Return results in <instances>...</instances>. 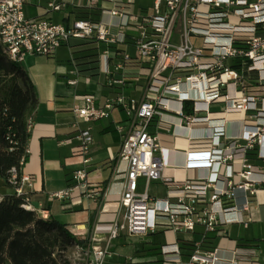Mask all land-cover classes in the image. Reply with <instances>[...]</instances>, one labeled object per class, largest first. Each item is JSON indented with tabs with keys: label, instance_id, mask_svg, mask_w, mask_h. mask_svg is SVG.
<instances>
[{
	"label": "built area",
	"instance_id": "built-area-1",
	"mask_svg": "<svg viewBox=\"0 0 264 264\" xmlns=\"http://www.w3.org/2000/svg\"><path fill=\"white\" fill-rule=\"evenodd\" d=\"M28 1L0 0V41L10 59L22 62L28 53L50 57L74 39H95L101 47L100 68L102 62L107 84L114 88L103 100L90 92L81 95L74 112L88 124L77 134L81 144L76 153L84 166L73 171V184L53 192V198L77 193L104 201L107 190L88 179L92 124L116 108L126 115L116 125L123 141L114 170V177L124 178V190L115 208L102 209L114 214L109 234L86 247L77 245L84 254L81 264H104L112 241L122 235L157 231L173 235L161 246L162 264H264L255 250L238 248L232 259H223L219 248L203 249L207 234L229 224L248 226L258 209L255 198L264 189V168L253 161L264 160V0H153L151 10L140 13L128 11L133 0H48L49 12L82 2L100 11L96 19L68 22L48 14L27 15ZM132 79L143 83L139 97L122 91ZM67 82L77 85L79 80ZM219 102L224 106L213 109ZM166 116L178 118L184 129L207 130L186 137L185 166L197 169L195 177L165 174L163 154L180 150L179 136L151 127L170 130L173 123ZM229 123L235 129L228 131ZM32 178L23 174L18 179L13 168L10 183L18 194H27L24 186ZM153 181L164 184L166 197L149 192ZM26 207L34 208L28 198ZM37 211L48 218L46 210ZM197 227L203 229V240L189 241L191 252L183 258L182 244L188 241L176 234Z\"/></svg>",
	"mask_w": 264,
	"mask_h": 264
},
{
	"label": "crops",
	"instance_id": "crops-1",
	"mask_svg": "<svg viewBox=\"0 0 264 264\" xmlns=\"http://www.w3.org/2000/svg\"><path fill=\"white\" fill-rule=\"evenodd\" d=\"M39 1H28L26 7L27 15L38 16L48 14L54 20V15L61 13V21L68 22L75 17L74 11L76 9L88 8L82 2L81 4H74L61 12H49L46 7L48 0H46L44 5H40ZM152 3L153 0H143L136 4L135 9H133L132 7L135 5L133 2L128 5L127 9L132 13L150 11ZM107 5L109 4L107 3ZM89 9L97 10L94 8ZM104 19L109 20V16L106 15ZM63 48L70 50L69 45H64L57 51L56 55ZM131 51L134 53V49H131ZM56 55L48 57L28 53L22 61V64L28 69V73L37 88L39 96V106L34 115L29 141L30 160L23 169V174L33 176V178L31 185L26 184L24 190L27 193L28 201L36 210L44 209L48 212V218H53L67 224V227L71 231L82 232L83 234L78 237L87 240V244H89L94 238H104L109 234L114 214L103 212L102 209L115 208L124 190V178L121 176L114 177V170L123 141V136L121 132L117 131L116 125L118 122H124L126 115L120 108H116L112 111L109 118L97 120L92 124L94 143L89 151L90 162L86 165L88 179L92 186L102 187L107 190L104 201H95L86 196H80L77 193H74L70 199L61 200L53 198V192L67 189L73 184V171L84 166L82 163L83 158L76 153V148L81 144V140L77 137V134L79 129L86 127L88 124L78 118L74 112L75 107L80 104L81 95L90 92L94 93L99 100H103L114 91V88L110 87L107 82L104 85L101 82L102 80L97 82L95 89H87V87L79 88L80 81L77 85L68 84L67 80L75 77L68 75L67 66L62 61L57 60ZM45 57L49 60H44ZM43 61L49 65V71L45 74L41 72L42 67H38ZM70 62L77 73L72 61V55ZM92 83L93 80L90 83H85V85L89 86ZM142 85V81L138 83V81L132 79L124 86L122 91L126 95L139 97L142 94ZM223 106L224 103L222 102L212 104L213 109L216 110ZM166 119L173 123L170 130L159 129L155 124L151 127L153 131H161L165 135L176 132L179 136L180 150H167L163 154V159L166 163L165 174L181 180L195 177L197 169L185 166L186 156L183 149L187 143L188 138L186 137H189L190 133L200 136L203 133H207V130H200L198 128L192 130L184 129L179 127L180 120L178 118L166 116ZM235 126L236 124L229 123L227 127L228 131L235 129ZM167 144L170 145L169 142ZM253 161L264 168V160L253 159ZM143 186L142 184L141 188ZM14 191V188L8 186L0 176V197L12 194ZM149 192L158 198L167 196L166 187L159 181L150 183ZM255 202L258 209L248 226L229 224L220 233L207 234V239L203 243V249L217 247L220 249L219 256L223 259H232L233 251L238 248L249 251L255 250V254L263 261L264 189L259 190ZM202 231V227H197L193 233H179L176 236L181 240L188 241V243L189 241H202ZM157 232L161 241L159 249H157L158 255L152 251L147 256L143 254L134 255L135 250L139 248H135L132 242H129V245L120 242L123 236L131 237L122 235L112 241L110 246L111 252L106 257L104 264H162L163 255L161 254V246L167 243L173 235L164 231ZM196 234H201L202 239L197 240ZM255 239H258V241H254ZM146 243L148 246L146 244L143 247H154L147 237ZM104 244L105 241L100 242V245ZM183 244L181 257L186 258L191 252L192 244L187 246ZM218 264L229 263L221 261Z\"/></svg>",
	"mask_w": 264,
	"mask_h": 264
},
{
	"label": "trees",
	"instance_id": "trees-1",
	"mask_svg": "<svg viewBox=\"0 0 264 264\" xmlns=\"http://www.w3.org/2000/svg\"><path fill=\"white\" fill-rule=\"evenodd\" d=\"M74 13L77 18L94 15L96 19L100 15V11L85 7ZM69 47L78 75L102 80L105 85L99 42L74 39ZM38 106V91L28 71L22 62L10 59L0 41V176L13 188L11 170L15 168L20 179L30 160L29 141ZM26 204L27 194L16 191L0 197V264H72L67 256L69 247H86L88 241L76 236L67 224L44 218ZM147 239L154 246L152 250L159 249L158 232L147 234Z\"/></svg>",
	"mask_w": 264,
	"mask_h": 264
},
{
	"label": "rangeland",
	"instance_id": "rangeland-1",
	"mask_svg": "<svg viewBox=\"0 0 264 264\" xmlns=\"http://www.w3.org/2000/svg\"><path fill=\"white\" fill-rule=\"evenodd\" d=\"M142 1L143 0H133L135 5L132 8L135 9L136 4H138L139 2H142ZM45 2H46V0H40L38 3L40 5H44ZM54 20L55 21H61L62 20V14L61 13H56V15H54ZM56 58H57V60L62 61V63L65 64V66H67L68 75L69 76H72V77H75V78L79 79V81H80L79 88H81V87H87V89H95L96 88L98 81H93V83L91 85L86 86L85 82H84V78L85 77L79 76L75 72L74 66L70 62L71 53H70V50L68 48L61 49L60 52H58V54L56 55ZM44 60H49V59L47 57H45ZM39 66L42 67V71L41 72L43 74H45L46 72L49 71V69H48L49 65L45 61H43L42 64L40 63L38 65V67ZM23 67L28 71L27 67H25L24 65H23ZM100 70H101V78L104 79L105 78V73L102 71V62H101ZM135 81H138V83H140L139 80H135ZM146 237H147L146 235L145 236H138V237H134V238L123 236V237H121L120 242H122L125 245H129V242H132V244L135 246V248H139V249L135 250L134 255L135 254L136 255L137 254H143V255L147 256L148 254H150L151 251L158 255V253H157L158 250H156V249L152 250L153 247H143V246H146V244H147L146 243ZM196 239L197 240H201L202 239V235L201 234H196ZM147 246H148V244H147ZM67 256L72 261V264H81L82 263V258L84 257V254L81 252V249H79L77 247V245H73V246L69 247V249L67 250Z\"/></svg>",
	"mask_w": 264,
	"mask_h": 264
}]
</instances>
